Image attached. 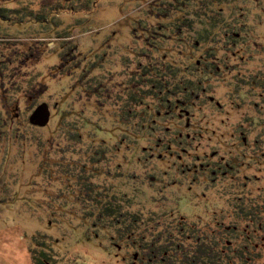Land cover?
Returning a JSON list of instances; mask_svg holds the SVG:
<instances>
[{
	"label": "rangeland",
	"instance_id": "obj_1",
	"mask_svg": "<svg viewBox=\"0 0 264 264\" xmlns=\"http://www.w3.org/2000/svg\"><path fill=\"white\" fill-rule=\"evenodd\" d=\"M61 1L45 0L65 7L53 15L65 26L54 30L33 21L32 11L42 0L28 5L25 0H0L1 13L14 11L0 20V264H36L37 250L47 252L48 264L69 263L76 255L85 264H132L122 259L124 252L108 250V236H92L95 221L90 214L98 213L112 194H128L148 217L152 212L161 215L184 196L201 210L212 203L204 216L215 217L223 214L212 210L225 214L238 197L247 195L254 202L259 194L264 197V126L254 113V124L241 135L250 111L237 107L240 102L246 107L247 97L253 98L252 106L264 101L259 94L264 93V81L254 88L242 86L245 98L237 103L240 92H233V86L239 71L232 68L237 54L231 51L227 59L224 52H217L228 68L223 79L204 81L195 90L196 94L204 90L202 97L193 94L187 107L178 106V97H185L183 86L177 88L181 78H174L175 67L159 66L157 50L163 44L167 61L188 64L177 55L183 44L169 35L173 19L182 14L167 4L161 16L168 18L159 16L154 7L166 4L164 0ZM228 2L223 5L227 25L237 30L239 6L244 11L239 23L247 30L244 41L260 44L261 54L249 67L264 79V0L262 7L249 4L251 0ZM192 3L188 1V12ZM32 44L42 53L38 60L27 51ZM89 51L102 52L107 63L84 79L81 70L63 75L60 55L67 52L71 60V54L75 59L82 54L89 59ZM145 54L157 60L153 63L157 70L139 80L135 93L145 100L129 106L128 89L120 86L127 75L118 72L129 71L130 60L136 63ZM80 67L84 69L83 64ZM15 68L20 69L16 75L11 73ZM163 74L171 81L173 102H158L157 86L145 85L154 75L161 82ZM32 82L39 96L33 90L31 94ZM25 97H39L34 107L42 105L33 122L24 111ZM242 125L244 129L238 130ZM211 169L226 172L224 179L217 181ZM85 181L97 186L93 197L101 200L97 202L101 209L79 199L82 191L91 193ZM184 205V213L196 215V208ZM234 219L229 216L225 222Z\"/></svg>",
	"mask_w": 264,
	"mask_h": 264
},
{
	"label": "trees",
	"instance_id": "obj_2",
	"mask_svg": "<svg viewBox=\"0 0 264 264\" xmlns=\"http://www.w3.org/2000/svg\"><path fill=\"white\" fill-rule=\"evenodd\" d=\"M188 1L190 0H172L171 2L164 0L166 4L162 3L160 7L156 4L154 7L158 11L159 16L164 14L163 11L166 10L165 6L167 4L172 9V12L175 11L176 14H182L173 19L174 25L172 23L173 27L169 35L173 36L184 46L183 50L177 55H182L184 59L189 60L186 66L177 65L175 59H173V64L170 63L169 60L167 61L168 58L164 57L166 47H163V44H159L157 50L160 61L159 66L164 64L167 68L169 66L177 69L175 70L174 78L177 80L178 76H180L181 80L177 88L183 86L181 90L185 97H178L176 101L169 98V93L172 89L168 85L170 86L171 81L163 74L161 82L154 75L153 79L149 78L147 83H145L147 87L149 84L151 88L152 84L157 86V89L155 87L154 89L159 91L161 96L157 95L158 97L154 98L160 103L175 101L178 106L183 104L184 107H187L191 103L190 98L193 99L191 97L193 94L194 97H202L204 90L199 91L197 94L195 90H199L204 81L209 82L216 79L218 83L219 80L223 79L225 73L228 72V68L221 63V58L217 56V52L220 51L224 52L227 59L230 58L231 51H233V55L237 54L238 58H240L239 60L237 59V63L232 67H237V71H239L237 84L233 86V92H240L239 97L245 95L242 93V86L248 84L254 88L257 84L261 85L264 79L260 80V76L257 78V75L252 73L249 67L250 63L255 62L254 59L261 54V52L257 53L258 50L260 51V44L254 41V44L250 45L244 41L246 39L244 34L247 30L244 29V25L239 23V20L243 18L241 13L244 11L237 6L238 25L237 30H234L235 25L232 26L231 23L227 25L223 14L225 10L223 5L231 4L228 0H193V9L190 12H188L189 9L187 7ZM26 2L31 3L32 0H25L24 4ZM261 2L262 0H251L249 4L260 6ZM245 5L249 7L248 3H245ZM37 6L38 9L31 10L33 12V21L42 24V26H49V28L52 26L54 30L65 26V22H56L53 17V15L59 14L65 9L62 4L48 5L45 0H42L41 4ZM88 8L89 6L84 9ZM13 12V9L3 13L0 12V20L2 21V18L5 19L7 13ZM27 14L25 13V17L29 18ZM49 16L53 18H49ZM161 17L164 19L168 18L165 16ZM261 22L260 20V24ZM135 30L137 29L135 28ZM49 32L51 31L49 30ZM63 37L65 36L60 38ZM255 39L257 37L253 36V40ZM219 43H223V45ZM34 46L35 44H32L27 51L29 56L30 54L34 55L38 60L42 53L38 51V48L35 50ZM33 50L36 52L33 53ZM169 51L172 52V49ZM87 55L89 59L82 54H79L75 59L74 55L71 54V60L67 59V52L60 55L61 67L60 65L59 67L63 75H76L77 71L81 70L79 76L84 79L107 63V58L102 52L99 55L97 51H89ZM98 60L102 62L100 65ZM69 61H72V63L69 64ZM153 63L158 62L155 58L145 54L143 57L138 58L136 63L130 60L128 65H126L130 69L129 71L123 69L118 72L119 76H121L123 71L127 75L126 81L121 82L120 86L128 89L129 106L132 104L136 105V103L141 104L145 100L146 97L137 96L135 91L140 85V79L157 70ZM81 64L84 65V69H81ZM18 71L20 69L15 68L11 73L16 75ZM142 86L143 84H141ZM32 90L35 95L39 96V89L33 82L30 88L31 94ZM165 91L166 93H164ZM86 92H88V89ZM249 92L255 93L256 90L250 89ZM25 98L24 111L31 114L29 120L32 121L36 110L42 105L34 107L39 97ZM176 104L174 103L175 110ZM17 108L21 110L20 103L17 104ZM28 124L32 127H38L31 122H28ZM151 133L150 131L148 135ZM111 135L115 134L111 133ZM223 174H226V172L221 173L219 169H211V175L217 181L224 179ZM82 183L90 185L91 193L82 191L79 199L81 201L85 200V202H92L95 208H102L98 213L96 211V213L90 214L95 221L93 225L95 232L92 236L95 233L96 235L94 236H97V238H99L101 233L104 236H108L111 240L108 250L112 251V253L117 250L124 252L122 259L128 263L132 261V264H264V197L262 194L256 197L257 202L248 198L247 195L238 197L237 203L234 206H230V210L225 214L222 209L218 211L212 210L216 211V213L222 212L223 215H218L217 217L208 216V214L204 216L205 212L211 211L208 206H211L210 204L212 203L207 202L206 208L201 210L199 205H193V201L191 199L189 201L187 196L178 198L176 204L169 210H165L161 215L160 213L155 214L152 212L150 217H148V213H144L136 204L138 201L135 200L136 203H134L133 198L129 197L128 194H122L121 196L112 194L109 199H106L103 207L99 208L101 205L97 204V202H101V200L97 199V196L93 197L97 186L86 181ZM231 186L236 189L238 186L239 189V185H235L233 182ZM220 198L222 199L223 197ZM182 204L196 208V215L191 217L184 213ZM229 216H234L236 220L234 219L229 224H226ZM46 253L44 250L34 252V262L36 264H48L44 261L50 258L46 256ZM65 264L85 263L76 255L72 257L69 263Z\"/></svg>",
	"mask_w": 264,
	"mask_h": 264
},
{
	"label": "flooded vegetation",
	"instance_id": "obj_3",
	"mask_svg": "<svg viewBox=\"0 0 264 264\" xmlns=\"http://www.w3.org/2000/svg\"><path fill=\"white\" fill-rule=\"evenodd\" d=\"M237 59L239 60L240 58H238V56H237ZM257 94H258V92H257ZM259 94H260V96H264V93H259ZM243 98H245V97H237V103H238V99H239V101H241ZM247 98H249V102H248V104H247L246 107H244L241 104V102H240V104L237 105V107L239 108V110H243L244 112L250 111V116H249L248 119H246L247 125H246L245 129H244L243 125H242V127L240 129H238V130L244 129L243 130V133L242 134L240 133L241 135L245 134V132H246L245 130L248 128L247 126L250 127V126H252L254 124L253 121H252V120L255 121V119H256L254 113H256L257 115L260 116L259 122H260L261 125L264 126V109H263L264 108V105H261V103L264 102V101H259V103L255 102L253 104V106H252V99L253 98H251V97H247ZM210 99L212 100V98H210ZM263 100H264V98H263ZM259 107H260V109H258ZM244 141H246V138H244ZM237 152H239V151L237 150Z\"/></svg>",
	"mask_w": 264,
	"mask_h": 264
},
{
	"label": "water",
	"instance_id": "obj_4",
	"mask_svg": "<svg viewBox=\"0 0 264 264\" xmlns=\"http://www.w3.org/2000/svg\"><path fill=\"white\" fill-rule=\"evenodd\" d=\"M46 123V122H45Z\"/></svg>",
	"mask_w": 264,
	"mask_h": 264
}]
</instances>
